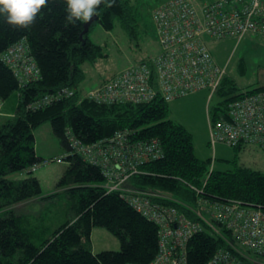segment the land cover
<instances>
[{
  "label": "trees",
  "instance_id": "1",
  "mask_svg": "<svg viewBox=\"0 0 264 264\" xmlns=\"http://www.w3.org/2000/svg\"><path fill=\"white\" fill-rule=\"evenodd\" d=\"M65 7L64 0H49L36 23L27 29L13 27L0 16V98L6 101L18 94L15 114L0 123V264H149L156 257V227L119 194L105 191L101 170L71 153L65 139L67 130L85 144L111 138L124 130L136 140H158L162 157L145 165L142 174L129 182L138 189L195 207L197 197L191 188H197L203 189V196L211 200H235L264 210V172L238 165L245 147L234 148V170L210 171L211 160L202 161L195 156L191 133L168 118V103L161 98L140 105H99L83 99L79 90L85 79L82 66L104 57L102 48L91 42L89 34L96 24L110 32L119 22L133 38L137 22L131 0H115L112 7L102 4L98 20L86 34L85 23L78 21L73 26L67 22ZM23 39L40 71V79L19 87L1 55ZM239 67L243 73V65ZM64 88L78 92L42 109L31 108L38 100ZM259 91H264V87L240 91L227 73L216 92L222 100L220 107L214 109L210 121H216L232 101ZM45 123L50 124L65 151L62 161L67 168L56 185L57 191L62 190L61 195L54 192L42 197L40 182L30 175L34 166L44 163L35 153L34 131ZM22 172H28V177L8 179L9 175ZM38 198L50 204L59 198L68 201V219L52 230L42 218L31 221L13 210ZM94 228H103L118 239L120 250L94 254ZM226 241L222 232L221 237L207 232L196 235L188 246V264H206L216 250L227 247ZM260 262L264 264V259Z\"/></svg>",
  "mask_w": 264,
  "mask_h": 264
},
{
  "label": "built area",
  "instance_id": "2",
  "mask_svg": "<svg viewBox=\"0 0 264 264\" xmlns=\"http://www.w3.org/2000/svg\"><path fill=\"white\" fill-rule=\"evenodd\" d=\"M152 22L159 52L117 73L83 99L99 105H140L161 98L169 104L208 91L210 100L227 76V65L217 64L206 39L241 40L256 35L264 40V0H167L153 10ZM1 61L19 87L40 79L24 39L6 49ZM77 92L64 88L31 108L42 109ZM3 105L0 98V116ZM65 139L72 154L101 170L107 193L119 194L156 227L158 252L149 264H188L190 241L204 232L218 237L222 232L227 237V247L216 250L206 264H263L264 210L235 200H211L197 188H191L197 197L196 206L191 207L129 183L145 165L162 157L158 140H136L127 130L91 144L83 143L71 130L65 132ZM209 144L233 149L254 146L264 153V91L232 101L216 121H210Z\"/></svg>",
  "mask_w": 264,
  "mask_h": 264
},
{
  "label": "rangeland",
  "instance_id": "3",
  "mask_svg": "<svg viewBox=\"0 0 264 264\" xmlns=\"http://www.w3.org/2000/svg\"><path fill=\"white\" fill-rule=\"evenodd\" d=\"M167 0H131L136 13L137 27L133 38L116 22L112 31L103 30L100 25L93 26L89 39L102 48L104 57L95 63L82 66L85 79L79 86L82 94L94 90L110 80L117 73L131 65L147 60L159 52L155 35L152 13ZM202 2L201 0H197ZM208 47L217 64L227 65V73L240 91L264 87V40L256 35H248L241 40H216L207 38ZM242 64L243 73H241ZM208 91L199 92L168 104V118L182 125L192 135L194 154L202 160H211L213 171H232L235 151L233 148L217 144L214 148L209 144V123L215 108L220 107L221 99L213 95L209 100ZM18 94H13L4 101L0 123L5 117L15 114ZM35 153L44 163L37 166L30 176L38 179L42 188V197L49 196L56 190V185L67 168L62 161L65 155L58 139L53 135L49 123H45L34 131ZM238 165L264 172V153L257 147L247 146L240 153ZM28 172L8 176L9 180H22ZM69 202L63 198L53 203L44 202L41 198L17 205L13 210L18 215L28 216L44 221L52 230L63 224L68 218ZM40 215V216H39ZM36 222V221H34ZM48 233V232H47ZM46 233V236H47ZM92 251L94 254L103 251L120 250V242L103 228H94L91 233Z\"/></svg>",
  "mask_w": 264,
  "mask_h": 264
},
{
  "label": "clouds",
  "instance_id": "4",
  "mask_svg": "<svg viewBox=\"0 0 264 264\" xmlns=\"http://www.w3.org/2000/svg\"><path fill=\"white\" fill-rule=\"evenodd\" d=\"M65 19L75 26L80 21L88 23L98 15L100 6L112 7L115 0H64ZM49 0H0V16L5 22L16 28L27 29L36 23Z\"/></svg>",
  "mask_w": 264,
  "mask_h": 264
},
{
  "label": "water",
  "instance_id": "5",
  "mask_svg": "<svg viewBox=\"0 0 264 264\" xmlns=\"http://www.w3.org/2000/svg\"><path fill=\"white\" fill-rule=\"evenodd\" d=\"M97 20H98L97 16H94L93 19H92V21H90V22H88V23H85V26H84V29H85V30H84V33H85V34L88 32L89 27H90L93 23H95Z\"/></svg>",
  "mask_w": 264,
  "mask_h": 264
}]
</instances>
